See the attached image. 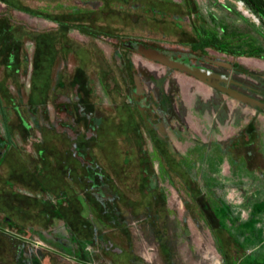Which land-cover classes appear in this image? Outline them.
<instances>
[{
  "label": "flooded vegetation",
  "instance_id": "flooded-vegetation-1",
  "mask_svg": "<svg viewBox=\"0 0 264 264\" xmlns=\"http://www.w3.org/2000/svg\"><path fill=\"white\" fill-rule=\"evenodd\" d=\"M24 1L26 0H0V165L6 161L10 152L18 153L25 163L26 157L20 154L23 151L21 147L31 141L22 136L26 133L37 137L38 132L40 138L37 139L41 142L39 158L44 166L41 162L36 163L32 172V182L39 187L37 190L34 186H28L29 179L24 180L20 176L15 181L1 179V183L14 193H17L15 188L21 187V184L28 191H40L44 194L49 192L47 198L44 195V198L37 199L51 206L45 213L48 219L46 228L37 230L49 232V223L55 218L59 224L66 226L71 236L66 249L57 248L58 252H53L55 255L60 253L64 259L73 258L78 264H95L85 259H91V254L101 250L106 254L108 264H180L173 250L180 237L191 238L190 231L184 226L188 223L186 205H189V201L194 204L200 219L207 226L212 225V218L217 223L212 230L223 264L228 263L227 252H223L225 247H222L221 218L214 212V208L224 213L222 219L229 225L237 226L249 220L255 204L261 203L263 207L254 215V226L262 233L259 223L261 214L264 213V199L254 201L248 218L237 221L228 202L213 192L215 182L212 179L215 178V167L223 161L232 168L249 169L248 160L242 152L239 154V150L252 146L259 151L264 142L261 125L264 116L263 54L234 51L206 43L213 31L221 35L226 24L216 22L212 13L209 21L205 19L195 23L190 16L197 19L203 17L196 9V0H92L101 3L96 8L78 4L63 6V1L55 0V7L62 6L64 9L61 11L64 14L62 18L54 17L55 20L50 10L52 0H42L45 3L40 7H28ZM77 1L81 4L90 0ZM229 2L226 0L222 4L238 13ZM117 3L119 14L127 12L132 15L140 23L137 25L140 31L124 36L117 32L116 27L102 23V18L110 15ZM242 3L241 0L237 2L238 9L250 15ZM128 5L139 11L129 10ZM165 8H185L188 12L184 16L177 12L169 16V11ZM16 12L59 23L61 27L55 40L48 29L38 31L35 27L27 28L15 23L13 18ZM69 15L75 19L76 28L83 34L92 38L103 36L114 43L110 49L112 58L104 59L105 65L110 67L105 75L125 89L121 104L128 111V126L123 130L126 131L124 142L129 150L122 162L140 163L135 177L142 183L141 189L145 196L158 200L156 190L159 191L162 206L165 207L162 218L161 212L160 216L156 212L152 216L137 213L133 217L130 208L132 202L115 203L119 193L114 192L109 182L102 178L105 177L102 165L88 152L91 143L99 141L97 138L94 140L95 137L89 139V136L99 135L107 120L102 115L95 114L94 109L86 110V97L83 92L80 93L78 84L72 93L68 90L56 92L54 99L47 87L51 81L63 86L64 68L69 64L65 57L70 51L66 41ZM185 17L188 24L184 21ZM148 18H154L156 32L162 36H143L147 28L144 27L145 30L142 31V24H147ZM242 18L247 21L245 17ZM146 33L149 35L148 32L144 35ZM129 41L158 48L169 56L170 61L200 69L203 77L138 52L127 45ZM27 42L31 46L29 53L25 47ZM50 44L54 45V55L52 48L48 46ZM93 49L100 51L96 45ZM78 55L82 61V54L78 52ZM43 62L48 63L42 65ZM54 66L57 70L53 74ZM39 69L44 73L40 78L36 76ZM97 76L102 79L100 74ZM87 93L91 95L89 88ZM238 94L246 95L252 100L239 99ZM84 124L86 128H83L81 136H70V132L76 130V125ZM184 143L182 151L180 147ZM155 163L156 166L153 165ZM201 163H205L208 168L207 171H199L206 177L204 192L197 186L194 175ZM39 167L40 171L37 173ZM253 170L259 171L260 176L264 174L262 166ZM175 177L185 183V191L192 198H174L177 208L184 211L181 217L171 216L168 212L164 202L165 187L159 181L164 178L174 184ZM86 189L94 196L97 207L85 199L83 192ZM70 193L76 196L74 209L70 208L67 200ZM198 195L203 199L200 202L196 199ZM207 211L211 212L212 218L206 217ZM79 218L87 219L90 223V237L84 236V225H80ZM191 218L196 225L195 218ZM132 226L146 227L149 231L145 229L146 238L143 236L142 241L135 243L131 238ZM107 227L119 234L121 232L126 238L130 237V245L126 248H114L111 238L104 234ZM36 236L45 245L54 247L40 234ZM59 242L64 243V240L60 239ZM87 242H93L96 247L87 251ZM220 242L221 245L218 246ZM236 244L239 247V242ZM257 244L260 248L256 249V256L261 258L264 256V236ZM164 248L166 250L163 251ZM163 253L168 254L166 259ZM44 254L40 250H27L22 245L17 251L16 263L43 264L41 259L46 257ZM204 257L213 264L219 263L213 249L205 247ZM48 264L53 263L50 261Z\"/></svg>",
  "mask_w": 264,
  "mask_h": 264
},
{
  "label": "rangeland",
  "instance_id": "rangeland-1",
  "mask_svg": "<svg viewBox=\"0 0 264 264\" xmlns=\"http://www.w3.org/2000/svg\"><path fill=\"white\" fill-rule=\"evenodd\" d=\"M61 1H63V6L78 4L84 5L85 7L96 8L98 4L101 5L99 1L96 2L92 0L89 2H82L81 4L77 0ZM174 1L178 2L179 0ZM225 1L226 0H196L197 8H195L201 12L203 17H201V19H197L192 15L193 17L190 16V19L193 20L194 18L195 23H197L199 20L203 22L205 19L209 21L210 13H212L216 22H224L229 26L230 29L237 32H247L248 35L254 36L257 43L264 47V25L261 20L254 13H252L244 5V3H242V5L250 13V15L244 14L241 10H239L237 7V2H239V0H228L232 3V5L235 7V11H238V13L225 8L222 4ZM24 2L28 7L30 5L40 7L45 3L42 0H26ZM117 5L118 3L113 7L114 11L110 13V15L104 16L102 18V23L106 25L108 24V26L111 25V27H116L117 32L124 36L136 31H140L138 30L139 27L137 26L140 23L138 24L136 20L131 17L132 15L130 16L127 12L124 14H119L120 9L117 10ZM55 6L56 1L52 0V7L50 9L53 12L52 17L53 19L54 17L56 19H60L64 15L61 13V11H64V9L62 6ZM128 6V9L131 11H139L138 8H132V5ZM164 7H166V5ZM165 9L169 11L167 12V15L169 16H171L173 12H177L180 16H184L188 12V10L185 8ZM156 16L157 15H155V17ZM242 16L245 17L247 21H245ZM67 19L68 29L66 33V41L70 51H68V55H65V57L68 58L69 64L64 68L63 86H59L57 84L55 85L54 81H51L47 87L49 90H51L54 99V94L56 92H65L68 90V92L72 93L75 85L78 84L80 93L83 92L85 94L84 96L86 97V110L94 109L95 114L102 115L103 118L107 120V123L102 127L99 135L95 136L93 134L89 136V139H93V137H95L94 140L97 138L99 141L96 143H91L88 152L102 165V172L105 176L102 178H105L109 182V186L114 190V192L119 193L115 203L121 204L132 202L133 204L130 206V208L133 217H135L137 213H144L147 214V216H152L153 214L155 215L156 212L159 213L160 216L161 212L160 217L162 218V213L164 212L163 210L165 207L163 208L162 206L163 201L160 197L161 195H159V191L156 190V194L159 196L158 200H152L151 196H145L141 189L142 183L140 184L138 179L135 177V174L138 173L140 163L122 162L123 157L128 155L129 150L127 144L124 142V139L126 138V131L123 130L128 126V111L126 110V106L121 104V102L124 100L125 89H123L119 83H113V79L111 80L105 75L106 71L110 69V67L108 68V66L105 65L104 59L112 58V50L110 49L114 43H112V41L109 42V40L103 36L92 38L83 34L76 28L75 19L72 16L69 15ZM153 19L154 18H148L147 24L141 23L142 31L147 28V30L144 31V34L145 32L149 33V35L147 33L146 35L142 33L143 36L154 38H157V36H162V34L156 32L157 30L155 29V23ZM13 20L15 23H20L21 26L24 25L27 28L35 27L38 31L48 29V32L51 33L53 39L59 32V27H61L56 21H47L42 18H31L22 12H16ZM168 20H171V18ZM187 20V17H185L184 21L188 24L189 21ZM163 39L170 40L169 38L165 37ZM29 44V42L25 44V47L27 48L26 52L28 53L30 52L29 48L31 47ZM95 45L100 51H95L93 49ZM48 46L52 48V54L54 55V45L51 46L50 44ZM78 52L80 55L82 54V61L79 60V55L77 56ZM48 53L50 52L48 51ZM253 58L258 59L259 57ZM46 63L48 62H43L42 65H45ZM56 70L57 68L54 66L53 74ZM41 74L44 73L41 69H39L36 76L40 78L42 77ZM97 74H100L102 77L101 80L98 78ZM33 83L36 82L34 81ZM27 87L29 88V86ZM88 88L91 91V95H88L87 93ZM48 89L47 91H49ZM261 125L262 129L264 130V116L261 120ZM76 126V130L71 131L70 136L75 135V137L77 136L76 138H78V136L83 134V128H86V124H84V126ZM26 135L27 134L24 133V136L22 137L24 139H27L28 137L31 143H24L21 147L23 151L20 153L21 156L26 157V162H23V158L21 159L18 153L10 152L8 153L6 161L0 165V190H2V194H0V264H17L16 254L19 250V246L22 245H24L25 249L27 250H40L45 253L44 255L46 257L41 259L43 264H48L50 261H52L53 264H78L73 258L64 259L59 255L60 253H58V255L53 253L58 252L57 248L63 250L66 249V245H68L67 243H70L69 239H71V236L68 234V230L65 225L59 224L57 219L53 218L49 223V232L44 229V231L37 230L40 228H46L48 219L46 218L45 213H47L51 208L49 203L39 202L37 199L42 197L44 198V195H46L45 198H47L49 196V192L44 194V192L40 191H28L27 189H24V185L21 184V187L17 186L15 188V192L17 193H14L11 189L5 188V186L1 183V179L15 181L16 178L20 176V178L22 177L24 180L29 179L30 184L28 183V186H34L33 188L36 190L39 189L38 184L32 182V172L34 171L35 164H39L41 162V159L39 158L41 142L37 139L40 138V134L37 132V137ZM262 140H264V134L262 135ZM184 147L185 143L180 147L182 151L184 150ZM241 152L248 160L249 169L243 170L241 167L232 168L227 162L223 161L217 164V168L215 167V178L212 179L213 182H215L213 183V192L215 191L216 195H220L225 199L226 202H228L232 208L233 214L236 216L235 218L237 221L248 218L250 207L254 201L264 199V174L260 176L259 171L253 170L254 168L259 169L261 166L264 167V142H262L259 151H256L255 147L250 146L240 149L239 154H241ZM15 155L17 157L19 156V158L14 157ZM153 165L156 166L157 164L155 163ZM42 166H44L43 163ZM198 167V172L194 173L196 176L195 181L197 186L203 191L205 189L204 185L206 183V177L200 172L207 171L208 168L205 163L199 164ZM39 171L40 167L38 168L37 173H39ZM159 181L165 187L164 202L168 212L171 214V216L175 215L177 217H181L184 211L182 208H177L174 198H191L186 193L187 191H185V183H183L179 178L177 179V177L174 179V184L169 183L164 178L159 179ZM175 192H177V194H175ZM83 195L85 196L87 202L97 207V201L88 189L83 192ZM196 199L199 202L203 200L202 196L199 195L196 197ZM67 200L70 204V208L74 209L77 203L76 196L70 193ZM189 202V205H186L187 208L185 207L188 212V223L186 225L184 224V226H186L190 231L191 238L185 239L180 237L176 241L174 248L175 250H173L176 260L180 262V264H213L204 257V249L205 247H208L213 249L215 254L218 256V264H223V257L218 250V242L215 241L212 230L214 226H217V223L212 218L211 212L207 211L206 217L212 218V220H210V224L212 225L207 226L206 223L200 219V214L198 210L195 209L196 207L194 204ZM214 212L218 217L221 218L220 227L223 229L222 247H225L223 252H227L226 260L228 264H234L233 262L235 260L241 259L244 253L252 254L257 248H260L257 243L247 244L244 249L237 247V244L232 237L235 236L240 241L243 240V236L238 234V228L232 224L229 225L226 221H224L220 211L214 208ZM191 217L195 218L196 225L194 224V221L191 220ZM93 218L94 216H92V219ZM79 220L80 225H84V229L82 228L84 230V236L90 237L92 235V227H90V223L87 221V219L82 220L79 218ZM237 221H235V223H237ZM259 226H261L262 235L264 236V213L261 214ZM136 227L132 226V228H130V230L133 232L131 238L135 243L142 241V239L145 237L146 231H148L146 227ZM35 230H37L36 234H40L43 239L48 241V243L54 247H50L49 245H45L39 241L35 234ZM54 233L57 235H54ZM104 234L106 237L111 238L114 248H126L130 245L128 243L130 237H124L121 232L119 234L111 227L105 228ZM60 239L64 240V243L59 242ZM86 245L87 251L91 249L93 250V248L96 247L93 242H87ZM220 245L221 242L218 244V246ZM162 250L164 251L166 249L164 248ZM105 255L106 254L101 250L95 251L93 254H91V259L85 260L94 262L95 264H108ZM162 255L165 259L168 257L167 253H163Z\"/></svg>",
  "mask_w": 264,
  "mask_h": 264
},
{
  "label": "trees",
  "instance_id": "trees-1",
  "mask_svg": "<svg viewBox=\"0 0 264 264\" xmlns=\"http://www.w3.org/2000/svg\"><path fill=\"white\" fill-rule=\"evenodd\" d=\"M245 6L254 13L264 25V0H241ZM250 24V23H249ZM206 43H211L215 46L230 49L234 51H241L246 53H255L264 55V47L256 42L254 36L248 35L247 32H237L230 29L227 25L223 26V33L217 34L213 31L209 34ZM263 206L261 203L255 204L253 212L249 220L241 222L236 227L238 234L243 236V240H239L234 236L235 241L239 242V248H245L247 244H256L263 240L261 231L254 226L256 218L254 217L257 210ZM224 216V213H222ZM234 264H264V256L258 258L256 250L252 254H243L241 259L235 260ZM228 264V263H226Z\"/></svg>",
  "mask_w": 264,
  "mask_h": 264
},
{
  "label": "water",
  "instance_id": "water-1",
  "mask_svg": "<svg viewBox=\"0 0 264 264\" xmlns=\"http://www.w3.org/2000/svg\"><path fill=\"white\" fill-rule=\"evenodd\" d=\"M229 4H231V3L229 2ZM127 45L131 48H134L138 52H141V53L147 55V56H150V57H153V58L165 61V62H170L172 64L179 66L180 68H184V69L198 75L199 77H203V73L200 69L193 68V67H190V66H187L185 64L178 63V62H172V61H170L169 56L165 55L164 52L159 50L158 48L146 45L145 43H142V42H134V41L127 42ZM237 97L239 99H242V100H248V101L252 100L248 96L242 95V94H238Z\"/></svg>",
  "mask_w": 264,
  "mask_h": 264
}]
</instances>
